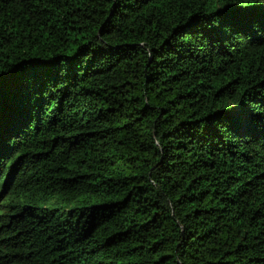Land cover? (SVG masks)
Here are the masks:
<instances>
[{
    "label": "trees",
    "instance_id": "16d2710c",
    "mask_svg": "<svg viewBox=\"0 0 264 264\" xmlns=\"http://www.w3.org/2000/svg\"><path fill=\"white\" fill-rule=\"evenodd\" d=\"M219 2L0 0V264H264V129L225 115L264 40Z\"/></svg>",
    "mask_w": 264,
    "mask_h": 264
},
{
    "label": "snow or ice",
    "instance_id": "6c2138e0",
    "mask_svg": "<svg viewBox=\"0 0 264 264\" xmlns=\"http://www.w3.org/2000/svg\"><path fill=\"white\" fill-rule=\"evenodd\" d=\"M213 15L219 17V30L227 35L240 33L246 37L264 40V0H220L219 4L214 6ZM22 71L19 66L11 69L0 68V107L5 92V77H15L17 72ZM14 82L15 80L9 83V88ZM225 115L242 126L259 122L260 127L264 129V108L256 110L250 106L237 107Z\"/></svg>",
    "mask_w": 264,
    "mask_h": 264
}]
</instances>
